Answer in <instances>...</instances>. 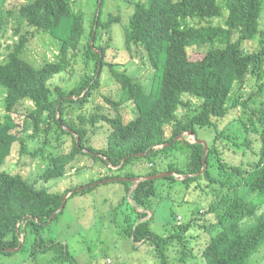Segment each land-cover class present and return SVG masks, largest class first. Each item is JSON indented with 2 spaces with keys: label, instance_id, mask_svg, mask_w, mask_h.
I'll use <instances>...</instances> for the list:
<instances>
[{
  "label": "trees",
  "instance_id": "obj_1",
  "mask_svg": "<svg viewBox=\"0 0 264 264\" xmlns=\"http://www.w3.org/2000/svg\"><path fill=\"white\" fill-rule=\"evenodd\" d=\"M72 1L8 5V0H0V101L5 110L0 114V255L25 253L34 264H80L68 246L46 237L66 195L75 191L68 202L110 184L92 186L109 179L174 173L188 177L145 180L131 195L133 182H111L119 184L124 195L115 212L131 213L125 214V238L135 249L149 245L159 264L199 259L202 264H253L264 248V0H126L133 7L126 25L120 16L103 18L108 0H97L89 32L85 14L74 12ZM217 19L224 24H214ZM118 23L124 29L123 54L152 71L150 89L136 72L122 70L116 61L121 55L113 49L112 28ZM42 34L53 37L59 51L54 60L46 58L36 66L27 54ZM200 48L206 54L193 60L192 52ZM106 69L119 84L117 99L102 95L98 110L89 114L86 108L101 89ZM72 81L76 84L66 90L64 85ZM128 104L136 115L130 120L125 117ZM104 106L113 109L115 117L103 111ZM181 110L187 112L183 117ZM97 127L107 129L106 148L92 144L89 133ZM199 129L215 131L202 175L204 145L175 142L189 131L198 138ZM50 136L55 137L57 153L45 157ZM67 138L69 149L64 148ZM39 142L31 150L30 145ZM231 144L237 150L232 153L242 158L240 164L227 160ZM17 146L19 160H49L39 180L5 170ZM178 154L184 158L181 163H167ZM83 156L118 174L65 191L37 189L39 182L67 177L68 168ZM111 165L120 167L114 170ZM177 185L186 189L185 200L199 190L209 194L208 189L215 197L205 212L198 206L189 222L179 223V215L171 211L170 234L154 233L155 202ZM85 186L90 187L77 191ZM196 229L200 233L195 238L191 232ZM198 238L202 240L192 245ZM49 253L54 257L48 260Z\"/></svg>",
  "mask_w": 264,
  "mask_h": 264
},
{
  "label": "rangeland",
  "instance_id": "obj_2",
  "mask_svg": "<svg viewBox=\"0 0 264 264\" xmlns=\"http://www.w3.org/2000/svg\"><path fill=\"white\" fill-rule=\"evenodd\" d=\"M26 0H8V5L20 4ZM222 3V1H221ZM71 9L74 12L82 11L86 16V29L89 32L90 24L94 20L95 13L97 11V0H73ZM133 13V7L130 6L126 0H108L104 10V17L108 14L113 16H120L123 24H128V20ZM226 13V12H225ZM123 24H115L112 28L113 33V49L119 50L121 55L116 61L122 65V70L128 67V72H136L138 80L144 85L146 89H150V77L152 71L148 69L139 59H132L128 54L124 52L125 48V36ZM214 24H224V19H217ZM187 26V24H184ZM262 28L264 29V14L262 17ZM10 31L9 36H11ZM108 40V35L104 37V41ZM59 43L50 35H40L31 43L28 51V60L33 62L36 66H40L44 60H54V54L59 49ZM10 43V42H8ZM111 51V50H110ZM109 51V52H110ZM112 52V51H111ZM193 60L202 58L206 54L205 48H200L195 52H192ZM124 55V56H122ZM111 59V58H110ZM113 60V59H112ZM126 69V68H125ZM124 69V70H125ZM101 89L96 90L92 95L91 103L87 106L86 111L89 114L98 110L99 101L103 99L102 95H109L114 100L117 99V91L119 84L113 78L109 69H106L102 75ZM80 79L81 76L77 75ZM76 83L69 82L64 85L66 90H70ZM249 90V88H247ZM248 92V91H247ZM195 106L198 105L196 100H193ZM194 106V107H195ZM133 105L128 104L125 106L126 119L130 120L136 117ZM103 111L109 113L110 116L115 117L116 113L109 106H104ZM5 112L3 108V102L0 101V114ZM187 112L181 110L179 116L183 117ZM20 121V120H19ZM89 137L92 144L98 148L103 149L107 146V129L97 127V129L90 130ZM94 131V132H93ZM239 132L245 134V131L238 129ZM199 140H203L210 144L215 136L214 130L199 129L197 131ZM189 141H194L193 138L188 137ZM226 141V140H224ZM64 148L69 149L71 143L70 138L65 141ZM224 145L225 143L221 141ZM220 143V144H222ZM39 143L31 144V150H35ZM56 141L55 137L50 136L49 145L45 150V157L50 154H56ZM227 153V160L241 163V156L234 155L232 152L237 151L232 148ZM233 150V151H232ZM19 146L14 148L13 155L8 159L5 166V170H8L14 174H21L25 179L34 182L39 180L40 174L44 173V169L48 166L49 160L45 158H37L32 160L31 157H25L20 159ZM184 160L183 156L176 155L167 160V163H181ZM159 163V161H158ZM73 168H68L67 177L62 180L52 181L50 183L39 182L37 189H48L49 191H65L72 186L82 185L91 182L92 180L99 179L113 173L116 175V171H111L101 164H96L91 158L83 156L80 158L79 163L72 164ZM162 165V164H161ZM81 168V171L78 170ZM116 170V169H114ZM127 171H131L128 169ZM118 174V173H117ZM215 174H218L215 172ZM179 177V176H178ZM182 178V177H181ZM206 182V181H204ZM168 184L167 182H160L159 185ZM178 186V190H171L166 193V196H161L162 199L157 200L153 207V213L155 218L152 224L154 233L161 235H169L171 232V211H174L179 215V223L189 222L192 214L196 211L198 206H202V212H205L208 205L212 202L215 195L211 189H208L206 194L199 190L197 193L190 195L188 200H185V194L187 191L184 187ZM203 186L205 184L203 183ZM207 190L204 187V191ZM226 194V192H225ZM124 197L122 193V187L116 183H110L108 185H101L92 193L86 196H76L68 200L66 208L59 219L55 222H49V228L47 230L46 237L55 239L58 242L68 246L70 252L77 258L80 264H159L154 252L149 245H137L139 248L135 249L133 243L125 238L123 234V228L125 226V214H131L125 210L115 209L119 205V202ZM129 202L132 203L131 200ZM129 209V207H126ZM130 211V209H129ZM149 216L151 212L147 211ZM200 231L193 230L191 234L195 237ZM196 238V237H195ZM207 238V237H205ZM201 239H193L192 245H196ZM53 253V252H52ZM49 253L46 257L48 260L53 258V254ZM42 257V256H41ZM253 264H264V248L258 253L254 259ZM202 260L198 262H192L191 264H202ZM0 264H34L29 260L25 253H16L12 257H6L0 255ZM68 264V263H67Z\"/></svg>",
  "mask_w": 264,
  "mask_h": 264
},
{
  "label": "water",
  "instance_id": "obj_3",
  "mask_svg": "<svg viewBox=\"0 0 264 264\" xmlns=\"http://www.w3.org/2000/svg\"><path fill=\"white\" fill-rule=\"evenodd\" d=\"M101 7V6H100ZM99 7V8H100ZM100 53H102L101 51H99ZM70 131V129H68ZM77 140L79 141V137L75 134ZM186 136H189L191 138L194 139L195 143H198V144H203L204 147H205V153H204V168H203V171L202 173H200L199 175H202L206 170H207V165H206V155L208 153V144L207 142L203 141V140H199L196 135L192 132V131H189L185 134H182L181 136H179L178 138L175 139V142H178V141H181V140H185L186 139ZM171 144H168V145H165L163 147H168L170 146ZM109 161V159H107ZM126 160L123 161V163L125 162ZM112 168L114 169H118L120 166H112ZM168 176H176L174 173H162V174H159L157 176H152V177H148V178H120V179H109V180H106V181H103V182H100V183H95L93 184L92 186H97L98 184H105V183H111V182H114V181H117V180H120V181H125V182H133L134 183V186L131 188L129 194L131 195V193L133 192V190L143 181L145 180H154V179H160V178H164V177H168ZM188 176H184L182 178L176 176L177 179H185L187 178ZM90 186H85V187H82L80 189H77V191H82L84 189H87L89 188ZM73 193H75V191H72L69 195H66L64 198H63V205L61 206V208L53 215L52 219L50 220V222H52L53 218L59 214L65 207L66 203H67V199L69 198L70 195H72ZM23 243H21L20 247L22 246ZM20 247L18 249H10L8 251L10 252H17Z\"/></svg>",
  "mask_w": 264,
  "mask_h": 264
},
{
  "label": "clouds",
  "instance_id": "obj_4",
  "mask_svg": "<svg viewBox=\"0 0 264 264\" xmlns=\"http://www.w3.org/2000/svg\"><path fill=\"white\" fill-rule=\"evenodd\" d=\"M75 134H76V133H75ZM188 137H189V136H186V140H187V141H189V140H188ZM196 137H197V136H196ZM198 139H199V138H198ZM189 142H191V143H195V141H189ZM143 156H144V155H143ZM176 176H177V175H176ZM139 211H140V212H145L144 210H139Z\"/></svg>",
  "mask_w": 264,
  "mask_h": 264
}]
</instances>
